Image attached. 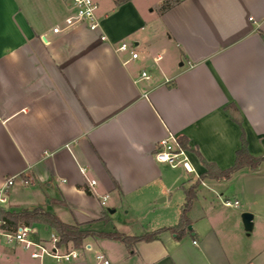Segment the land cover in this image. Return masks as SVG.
Instances as JSON below:
<instances>
[{
    "label": "crops",
    "instance_id": "obj_1",
    "mask_svg": "<svg viewBox=\"0 0 264 264\" xmlns=\"http://www.w3.org/2000/svg\"><path fill=\"white\" fill-rule=\"evenodd\" d=\"M164 1H115L97 11L99 27L91 30L65 27L73 11L53 0H0V187L26 177L36 190L25 200L35 198V207L63 222L138 235L177 224L186 189L206 171L187 150L194 168L187 172L197 178L185 185L175 167L155 158L162 138L185 135L219 169L233 166L243 132L249 153L264 156V0H179L163 11ZM120 41L138 58L118 50ZM211 179H201L188 210L191 229L181 237L163 231L134 250L90 237L80 248L62 245L80 250L62 262L6 244L2 255L10 264H93L95 243L111 264H264V249L250 257L239 221L232 225L225 210L242 206L237 195L202 193L215 192ZM32 225L42 238L54 231Z\"/></svg>",
    "mask_w": 264,
    "mask_h": 264
},
{
    "label": "built area",
    "instance_id": "obj_2",
    "mask_svg": "<svg viewBox=\"0 0 264 264\" xmlns=\"http://www.w3.org/2000/svg\"><path fill=\"white\" fill-rule=\"evenodd\" d=\"M70 6L73 9V14L68 17L65 22V27H70L78 23H86L91 30H96L99 27V20L97 17V2L95 0H70ZM59 27H55L54 31H59ZM104 38V37H103ZM120 51L129 52L131 59L138 58V52L134 47L125 41H120L117 47ZM161 59L158 56L154 62L155 64ZM151 75L148 70L141 71V79L149 80ZM145 96L147 93L144 94ZM155 158L159 162L167 163L172 167L181 165L186 171L194 172V168L190 162L187 149L183 148L178 140V136L170 133L159 141ZM87 168L81 167V172L86 173ZM30 181L26 177L11 176L6 178L5 183L0 187V208L4 206L7 201L6 193L15 184L27 185ZM96 184L95 179L89 181L90 186ZM108 195L102 198V204L106 203ZM227 206H238V200H225ZM60 238L58 234L53 231L47 238L38 236L37 229L33 225L19 224L14 229H8L6 222L0 218V256H2L1 247L3 244L10 246H21L28 252L32 259H43L45 257L54 258L57 262L70 261L80 256L78 249L68 251L61 250L62 245L59 244ZM85 248V246H84ZM96 264H111L110 260L103 252L95 254Z\"/></svg>",
    "mask_w": 264,
    "mask_h": 264
},
{
    "label": "trees",
    "instance_id": "obj_3",
    "mask_svg": "<svg viewBox=\"0 0 264 264\" xmlns=\"http://www.w3.org/2000/svg\"><path fill=\"white\" fill-rule=\"evenodd\" d=\"M115 1L116 3H119L123 0ZM170 3V0H165L161 6V9L164 11L171 5ZM261 35L264 38V34L261 33ZM178 140L183 148L187 150H193L196 153L201 163L206 167V171L202 175H200L190 187L186 189V200L181 211L179 222L173 226L162 227L153 231L143 232L138 235H126L118 231L94 230L78 223H65L56 214L41 206H37L31 209L25 208L21 210H10L5 206H2L0 208V218L6 222V227L10 230L14 229L19 224L32 225L34 223H42L50 226L58 234L60 238V245L67 246L71 244L74 248L82 247L84 241L90 237H105L120 240L127 245L129 250H134L136 243L139 241H152L158 239L163 231H169L175 233L177 237H181L182 233L190 224L188 210L190 209L196 198L197 189L201 179L230 178L233 173L241 168L255 170L262 162H264V156H254L249 153L247 140L243 132L241 147L236 153V159L233 166L227 169H219L214 163L206 161L199 153V151L196 150V148L189 146L188 138L185 135H179ZM52 200H54V198ZM57 201L64 203V200L62 198L57 199Z\"/></svg>",
    "mask_w": 264,
    "mask_h": 264
},
{
    "label": "rangeland",
    "instance_id": "obj_4",
    "mask_svg": "<svg viewBox=\"0 0 264 264\" xmlns=\"http://www.w3.org/2000/svg\"><path fill=\"white\" fill-rule=\"evenodd\" d=\"M58 3V5L61 6L63 10L65 8L73 11L72 7L70 6L69 0H53ZM98 3V9L97 11L101 10V13H103L105 10H107L113 3H115V0H95ZM156 0H147V3L150 4V7H153V2ZM171 2L173 0H170ZM146 7V6H145ZM169 53H167L166 56V62H169ZM167 164V163H166ZM169 166V164H167ZM173 171L178 174V176L184 177L185 185L189 182V179L192 177L196 179L197 175L196 173H188L181 165L173 168ZM255 174V175H254ZM210 183L213 184V189L215 192H210L206 188H202V193L209 196L210 198L216 197L215 194H219L222 192L223 194L220 195L222 198L227 196L232 198L233 196L237 195L236 197L240 200L242 203V206L237 208H229L225 207V210H227V213L230 216L231 224L233 225L236 220L239 221V225L242 228V239H243V246L248 248L249 256L253 257L256 255L257 252L264 249V162L262 163L260 169L258 170H251L248 168H243L237 172H235L230 178L227 179H211ZM260 184V192L259 194L255 193L253 191V188ZM256 185V186H255ZM36 190L35 187H27V185H20L15 184L11 187L10 192L6 193L7 201L4 204L5 207L11 208V209H21L23 207H35L37 202L35 201V198H30L25 200V197L30 196L32 197V191ZM9 191V190H8ZM240 191H247L245 196L241 195ZM29 192V195L26 193ZM14 200H25L27 201L24 206L17 205L11 203V201ZM34 199V200H33ZM31 200V202H30ZM31 205V206H30ZM47 206V204H45ZM251 212L254 215V221L255 225L251 230L245 229L243 222H242V213L243 212ZM241 219V220H240ZM116 220V218H115ZM242 222V223H241ZM108 227H111V225H108ZM236 236V235H235ZM100 242L101 239H98ZM94 250L90 252L91 260L93 264H96L93 255H95L98 251H101V248L97 246V244L93 243ZM80 252V250H78ZM247 252L245 249L244 252ZM9 260H7L4 255L0 256V264H10Z\"/></svg>",
    "mask_w": 264,
    "mask_h": 264
},
{
    "label": "water",
    "instance_id": "obj_5",
    "mask_svg": "<svg viewBox=\"0 0 264 264\" xmlns=\"http://www.w3.org/2000/svg\"><path fill=\"white\" fill-rule=\"evenodd\" d=\"M241 217L245 229L251 230L253 228V214L246 211L242 213ZM188 228L191 229V225H188Z\"/></svg>",
    "mask_w": 264,
    "mask_h": 264
}]
</instances>
